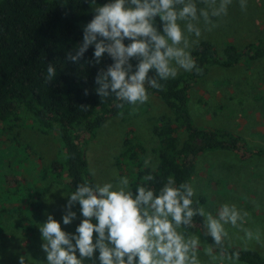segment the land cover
I'll list each match as a JSON object with an SVG mask.
<instances>
[{"label": "rangeland", "instance_id": "rangeland-1", "mask_svg": "<svg viewBox=\"0 0 264 264\" xmlns=\"http://www.w3.org/2000/svg\"><path fill=\"white\" fill-rule=\"evenodd\" d=\"M246 3V10H242L240 0H232L227 16L216 20L218 26L211 31L202 32L199 45L213 44L218 57L223 58L228 45L244 49L264 41V0ZM184 73L181 70L177 76ZM189 110L196 126L232 132L248 148L264 151V58L244 60L232 68L210 67L189 90ZM163 116H172V111L159 97L149 95L146 103L110 117L94 136L86 138L83 148L95 182L102 185L127 176L134 191V167L121 159L124 142L135 139L145 148V158L157 165L159 140L154 129ZM179 138L180 142L185 140L184 130H180ZM61 159L59 130L42 132L30 115L19 122L0 121V264H19L21 256L25 264H47L40 226L47 222L48 215L66 233L77 234V227L85 219L81 207L78 202L72 207L76 218L64 225L68 195L73 191L65 174L51 172L52 164ZM196 165L192 186L201 206L215 215L222 204H235L249 213L244 227L259 228L262 234L260 243L252 241L245 248L240 240L244 233L227 226L231 239L226 243L264 254V156L217 150L199 156ZM182 231H190L187 235L195 234L204 241L193 226ZM198 256L201 264H210L203 251ZM98 257L97 250L84 264H100Z\"/></svg>", "mask_w": 264, "mask_h": 264}, {"label": "clouds", "instance_id": "clouds-1", "mask_svg": "<svg viewBox=\"0 0 264 264\" xmlns=\"http://www.w3.org/2000/svg\"><path fill=\"white\" fill-rule=\"evenodd\" d=\"M86 2L93 8V18L84 26L82 42L74 53H66V60L79 64L90 47L94 52L89 64H101L107 54L113 63L98 72L95 92L101 102L114 96L121 102L119 107L126 103L133 110L148 101L146 84L162 89L161 81L175 79L181 70L202 72L192 49L199 45L203 31H211L218 26L216 20L227 16L232 4V0H108L100 6L96 0ZM240 6L246 10V0H240ZM126 40L130 41L127 45ZM55 78L56 68L49 63L45 83ZM144 166L156 171L150 158ZM143 180L152 182L154 176L150 173ZM134 189L127 176L102 185L79 184L68 195L62 218L64 225H70L77 215L71 209L78 202L85 219L77 234L63 231L52 215L40 226L47 264H84L97 250L100 264H201L199 251L210 264H237L239 251L227 250L231 246L226 243L231 239L227 226L244 233L240 240L245 248L262 240L259 228L244 227L248 212L228 203L215 215L199 206V201L193 207L192 184L177 185L174 176H168L158 192L146 183ZM194 217L203 218V242L182 231L193 226ZM94 234H98L95 242ZM19 264H25V257L19 258Z\"/></svg>", "mask_w": 264, "mask_h": 264}, {"label": "trees", "instance_id": "trees-1", "mask_svg": "<svg viewBox=\"0 0 264 264\" xmlns=\"http://www.w3.org/2000/svg\"><path fill=\"white\" fill-rule=\"evenodd\" d=\"M107 2L96 0L98 5ZM90 8L86 0H0V121L19 122L30 115L42 132L59 130L63 159L52 164L51 172L57 176L65 174L73 192L81 183L97 184L89 170L83 141L94 136L110 117L132 107L126 103L119 107L121 102L114 96L101 102L95 92L98 72L113 63L107 54L101 64H89L94 52L90 47L79 64L66 60V53H74L82 42V30L94 15ZM156 26L159 27L158 22ZM128 43L130 41L126 40L125 44ZM192 56L202 69L200 74L193 70L161 81L162 89L146 84L148 94L159 97L172 111V116L161 117L154 129L159 140L155 172L144 166L145 148L135 139L125 140L121 159L134 167V188L146 183L158 192L170 175L175 177L177 185L192 184L197 159L207 152L230 150L245 156H264V151L248 148L232 132L197 127L189 110V90L194 82L207 75L210 67L232 68L244 60L262 59L264 41L244 49L228 45L223 58L218 57L213 44L202 42ZM136 62L134 59L133 65ZM49 63L56 68V78L47 84ZM180 130L186 134L183 142H180ZM150 173L154 180L145 182L143 177ZM193 200L196 207L195 196ZM193 229L205 240L203 218L194 217ZM208 243H211L210 238ZM227 250L229 253L239 251V263L264 264V254L257 250L233 246Z\"/></svg>", "mask_w": 264, "mask_h": 264}, {"label": "crops", "instance_id": "crops-1", "mask_svg": "<svg viewBox=\"0 0 264 264\" xmlns=\"http://www.w3.org/2000/svg\"><path fill=\"white\" fill-rule=\"evenodd\" d=\"M195 123V122H194ZM198 127V126H197ZM196 167H197V165H196Z\"/></svg>", "mask_w": 264, "mask_h": 264}]
</instances>
